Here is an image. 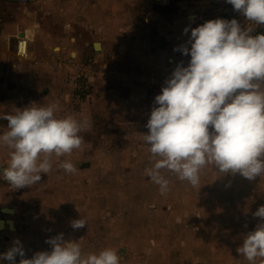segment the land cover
I'll return each mask as SVG.
<instances>
[{"label": "rangeland", "instance_id": "374dc122", "mask_svg": "<svg viewBox=\"0 0 264 264\" xmlns=\"http://www.w3.org/2000/svg\"><path fill=\"white\" fill-rule=\"evenodd\" d=\"M189 1L172 0L171 6L165 8L162 0H141V5L134 0H126L123 8L128 19L124 34H120L116 28L121 14L119 21H116L118 16L111 13V2L115 3V0H104V11L101 7L94 10L95 20L92 23L89 10L91 0L36 1L44 2L41 11H37L36 20L42 24L39 40L47 45L46 51L43 50L44 46L36 49L41 59L43 51L48 54L50 49H54L47 60L50 68L55 60H65L62 57H67L68 53L60 55L61 47L74 44L71 40L75 37L93 42L101 32L110 33L107 36L109 40L104 36V39L100 38L104 43L100 58L83 59L88 55L85 54L86 45H82L78 49L77 61L73 59L76 65L71 68L87 74L81 88H85L86 83L90 85L88 79L94 78L92 86L87 88L84 108H78L77 99L72 106L61 99L59 103L55 102L58 118L71 115L78 120L90 121V129L80 133L83 137L81 147L71 155L60 158L53 156L52 170L46 175L42 174L39 182L18 188L10 200L8 189L4 192L1 188L6 181L0 173V209H20L28 204L44 208H34L42 212V215H36L35 223L40 224L45 233L42 252L51 250L47 240L62 233L65 241L79 242L85 255L98 254L107 248L116 250L121 264H228L226 259L230 260L231 257V264H247L248 261L237 251L236 254L224 250V253L218 250L213 252L215 243L209 244L212 236L204 235L207 230L206 233H215L219 237L228 229L231 243H236L235 246L239 248L243 237L260 223L254 216L253 220L245 209H258L264 205V200L258 198L261 193L264 194V175L251 180L255 183L258 179L260 182H256V185H261L262 192L256 193L250 189L256 185L248 179L238 173L224 174L211 165L202 169L198 187H192L187 181L179 180L176 174L161 169L160 174L168 181L164 194L148 175V170L154 167L158 159L150 153V145L144 137L149 131L146 125L154 99L161 94L165 81L177 64L183 61L187 66L190 56H184L174 49L185 45L191 29L198 27L180 21L181 15L187 14L178 4L185 5ZM17 6L0 3V26L2 24L4 27L0 28V50H7L8 46L4 44L8 43L10 33L15 34L17 18L18 23L30 20V17L22 15L32 14L33 9L36 11L38 8L34 5ZM77 19L82 21L77 22ZM163 23L167 34L157 35L160 40L157 47L154 44L158 40L153 43L148 37L135 43L141 38V35L140 38H133L135 34H158ZM25 27L20 33L28 31L30 37L38 34L35 28L27 30L28 26ZM186 28L189 31L185 35ZM122 41L126 54L120 48ZM139 52L143 56L138 65ZM31 60L29 50L27 60L15 56L10 63L21 66L19 62ZM37 62L34 61L35 64ZM81 109L82 115L78 117ZM4 160H0L2 166L7 167L8 163ZM64 161H70L76 167V172L70 174L61 169L59 164ZM221 212L228 225L218 227L216 219L220 220ZM80 218L86 220L87 224L83 228L73 229L71 222ZM0 219L12 220L6 214ZM246 221H252L254 227L246 225ZM29 234V238H35V235ZM34 249L29 251L28 256L31 257L37 250Z\"/></svg>", "mask_w": 264, "mask_h": 264}, {"label": "clouds", "instance_id": "9594fccd", "mask_svg": "<svg viewBox=\"0 0 264 264\" xmlns=\"http://www.w3.org/2000/svg\"><path fill=\"white\" fill-rule=\"evenodd\" d=\"M249 23L264 26V0H226ZM189 29L184 30V34ZM190 45V47H189ZM174 51L190 56L181 61L154 99L146 125L145 141L158 158L148 170L161 194L168 181L160 174L167 169L192 187L200 184L206 166L224 174H239L248 180L264 175V34L252 35L236 19H215L191 29L185 45ZM58 106L51 104L17 110L0 119L8 121L0 134V146L10 149L9 163L0 170L13 188L29 187L52 170L51 157L71 155L83 144L82 131L90 129L88 119L71 115L58 118ZM59 167L75 173L76 167L64 161ZM260 223L248 232L237 252L249 264L258 258L264 264V205L253 213ZM84 219L71 222L83 228ZM50 251L25 258L19 240L0 260L9 264H121L114 249L82 253L79 242L65 241L59 234L46 241Z\"/></svg>", "mask_w": 264, "mask_h": 264}, {"label": "crops", "instance_id": "0c3cea01", "mask_svg": "<svg viewBox=\"0 0 264 264\" xmlns=\"http://www.w3.org/2000/svg\"><path fill=\"white\" fill-rule=\"evenodd\" d=\"M91 1H92L91 5L89 7L90 15L92 16L90 17L91 20L90 23L94 22L95 20L96 11L94 10H96L98 7H101L104 11V7H103L104 0H91ZM123 1H124L123 4H121L122 0H115V3L111 2V4H113L111 13L113 15L118 16L116 21H119V13L121 14L120 15L121 21L116 22L117 23L116 28L118 29V32H120V34L125 33V29L127 26L126 19H128V14L126 13L125 8H123V5L126 2V0ZM134 1L137 2L138 5H141L139 4L141 0H134ZM162 2L164 3L163 7L169 8L171 6L172 0H162ZM43 3L44 2L42 3L37 2L31 5L17 4L18 5L17 7L34 5L36 6V8L37 7L38 8L36 11L35 9H33L32 14L22 15V16L30 17V20L26 19L25 21L23 20L24 22L21 21V23H18V18H17V23L14 26L15 34L10 33L8 43L4 44L8 46L7 50L5 49L0 50V117H4L7 114L15 115L17 113V110H23L30 106L46 107L48 105L55 104V102L59 103L60 99L63 102L66 103L69 102L71 106L73 103H75L74 101L77 99L79 101L77 102L78 108H82V107L84 108L85 105L84 103L87 95L86 93L89 90L87 88H89V86H92L94 78L91 80L88 79L87 82L90 85L86 83V87L81 88V84L83 83V81L77 79L78 72H76V70H73L72 68H69L67 66L60 68L49 67V65L47 64V60L50 58V55L52 54V51H54V49H50L51 52L49 51L48 54H45L44 51H46L47 45L45 46L44 42L39 40L41 36L40 33L42 31L40 26L42 24H40V22L36 20L37 15L39 14L38 12H40L43 7ZM184 4L185 5L178 4V6H182L183 12H186L187 14L185 16L181 15L182 19H180V21L182 24L184 23L185 25L188 24L190 26H192L191 24L201 26L203 23L215 19H225L230 21V19L226 15L224 14L222 15V13L219 12L221 8H224L226 11H229L227 5L225 4V0H194V1L191 0L188 3L186 2ZM86 6H88V3ZM39 16H41V14ZM35 21H37V23ZM81 21L82 20L77 19V22H81ZM163 25L164 26L162 27V29L161 28L158 29L159 30L158 34L153 32L152 34L148 33L146 35H143L140 32L139 34H135L133 38L135 36L136 37L138 36L140 38L141 35V38L136 40L135 43H137V41L142 42L143 41L142 38L144 37L146 38L148 37L152 39V42L154 43L155 42L154 40L158 38L157 35L160 36L162 34L163 36H166L167 34V30L165 29L166 26L164 23ZM25 26H28L27 30L29 28H35L36 33L38 32V34L31 36L30 53L32 55V60L28 62H19L22 64L21 66L11 65L10 60L14 59L15 54L12 52V50H10V42L12 43L14 50L16 48V45L15 43H13V39L14 38L16 39V37L22 35L23 32L20 33V31H23V29L26 28ZM0 28L4 29V27H2V24ZM172 28L173 27H171L170 29L172 30ZM109 34H110L109 32L105 34L101 32L99 35L95 36V38L97 37L98 38L96 39V41L93 42L92 41L88 42L87 40L82 41L77 39V37H75V39L71 40L72 43L75 42L74 43L75 46L74 44H71V45H63L61 47L62 51L60 55L63 56L65 53H68L67 57H62L63 59H65L63 62L66 61L74 62L73 59L77 61V57L79 55L78 49L82 45H86L85 54L88 55V56H84L83 59H86L87 61V59L100 58L101 54L100 53L98 54L94 51V45L97 43L101 44V48L103 49V50L101 49V51H104V43L102 44L103 40H100V38H103L104 36L106 40H109L110 37H107L110 36ZM255 35H257V33ZM92 38H94V36ZM181 39L183 40L182 37ZM157 40L158 41L154 44L155 47H157L160 44V40L159 39ZM0 41H1V32H0ZM123 41L121 42L120 48H122L124 54H126L125 46L122 45ZM39 46H44L42 59L40 56H38V50L36 49ZM142 54H143L142 52L138 53L139 61H136V64L138 65L140 64V58L143 56ZM7 59L8 61H6ZM35 60L38 61L36 64L34 63ZM41 62L44 64H42ZM81 97H83V99ZM82 110L83 109H81V113L77 114L78 117L82 115ZM7 125H8V121L6 119H0V134H3L5 131H7ZM9 153H10V149L4 146H0V160L1 158H5L4 162L9 163V159H10ZM52 158L53 157H51V159ZM3 168H5V166L3 167L2 162L0 161V170H2ZM249 182L254 183V181L251 180H249ZM256 182L260 184L258 179L255 180L254 183L255 185L257 184ZM1 185H2L1 188L3 189L4 192H6L5 191L6 189H8V199L10 200L12 193L16 192L17 189L11 187L7 182L5 183L3 182ZM260 186L261 185L259 186L256 185L255 188L251 186L250 189L252 192L259 193L262 192L260 191ZM247 195L248 193L246 192V196ZM258 198L264 200V194L261 193ZM35 207H36L35 205L28 204L20 209H11L14 211V215L10 216L12 220L0 219L3 220L5 223H7V221L13 222V229H10L9 226L5 225L4 229L0 231V254L7 252L13 246V242L15 240H19L23 245V249L25 251V258L30 259L35 253L42 252L41 250L44 249L43 246L45 242L44 241L45 233H43L42 229L39 227L40 224L39 225L35 224L37 221L36 215L37 214L42 215V212L41 211L37 212L35 210L37 207L36 208ZM24 208H31V209H24ZM245 210L247 213H249L250 217L252 218L253 213H255L258 209H245ZM1 211L2 209H0V214H1L0 216L4 215L2 214ZM223 217L224 216L222 212L219 215L220 220H217L215 217L216 225L218 227H221L224 224L228 225L226 219H224ZM252 219L254 220V218ZM257 219L259 220V218ZM252 223H253L252 221L249 222L246 221L245 224L248 225L249 227H254L252 226ZM206 231L204 236H209V237L212 236V239H210L209 244L212 245L213 243H215L213 252H216L218 250L220 253H224L223 252L224 250L225 252L233 251V253L236 254L238 248L235 245L237 244L233 242L231 243V237L229 236L231 233L228 232V229L224 230L225 232H223V235L219 237L215 233L213 235H210V233L208 234L206 233ZM29 232L31 235L33 236L35 235V238H29L28 237ZM220 241L221 244L219 243ZM34 247L37 248V250L32 254L31 257L28 256L30 250L32 249L35 250ZM19 259L20 258L17 257L16 264H19ZM231 259L232 257L230 258V260L226 259L228 261V264L233 263L231 262ZM0 264H9V262L0 260ZM247 264H249V262H247ZM256 264H261L260 258L257 259Z\"/></svg>", "mask_w": 264, "mask_h": 264}, {"label": "built area", "instance_id": "2783aa9c", "mask_svg": "<svg viewBox=\"0 0 264 264\" xmlns=\"http://www.w3.org/2000/svg\"><path fill=\"white\" fill-rule=\"evenodd\" d=\"M37 0H0V3H13V4H20V5H29L36 3ZM225 4L227 5L229 11H226L224 8L219 10L222 15H226L230 20L236 19L238 23L241 25L242 28H251L252 35L262 34L264 33V26H257L254 23H249L244 16L240 13L233 10V6L228 4L225 0ZM16 54L15 56L21 60H27L29 58V50L31 45V37L28 31H24L22 36L16 37ZM94 64V62L92 63ZM76 62L66 61L63 62L61 60H55L54 63H51V66L54 68H60L67 66L69 68L75 67ZM93 66V65H92ZM79 80L84 81L87 79V74L83 71L78 76Z\"/></svg>", "mask_w": 264, "mask_h": 264}, {"label": "water", "instance_id": "95a60500", "mask_svg": "<svg viewBox=\"0 0 264 264\" xmlns=\"http://www.w3.org/2000/svg\"><path fill=\"white\" fill-rule=\"evenodd\" d=\"M22 36V35H21ZM16 43V39L14 38L13 39V43ZM101 44H99V43H97V44H95L94 45V51L96 52V53H100L101 52ZM10 50H12V52L15 54L16 53V48L13 50V46H12V43L10 42ZM2 214H6V215H8V216H13L14 215V211L13 210H11V209H7V208H5V209H2ZM5 225H7V226H9L10 227V229H13V222H10V221H7V223H5L3 220H0V231H2L3 229H4V226Z\"/></svg>", "mask_w": 264, "mask_h": 264}, {"label": "flooded vegetation", "instance_id": "af4514ba", "mask_svg": "<svg viewBox=\"0 0 264 264\" xmlns=\"http://www.w3.org/2000/svg\"><path fill=\"white\" fill-rule=\"evenodd\" d=\"M82 72V71H81ZM81 72H78V74H77V79L79 80V78H78V76H79V74L81 73ZM24 209H31V208H24ZM36 209H44V208H36Z\"/></svg>", "mask_w": 264, "mask_h": 264}, {"label": "trees", "instance_id": "16d2710c", "mask_svg": "<svg viewBox=\"0 0 264 264\" xmlns=\"http://www.w3.org/2000/svg\"><path fill=\"white\" fill-rule=\"evenodd\" d=\"M83 99V97H81Z\"/></svg>", "mask_w": 264, "mask_h": 264}]
</instances>
